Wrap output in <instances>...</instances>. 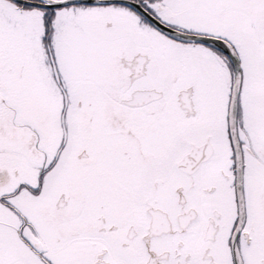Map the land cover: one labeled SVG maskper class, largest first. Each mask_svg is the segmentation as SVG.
I'll return each instance as SVG.
<instances>
[{"label":"snow or ice","instance_id":"obj_1","mask_svg":"<svg viewBox=\"0 0 264 264\" xmlns=\"http://www.w3.org/2000/svg\"><path fill=\"white\" fill-rule=\"evenodd\" d=\"M0 264H264V0H0Z\"/></svg>","mask_w":264,"mask_h":264}]
</instances>
